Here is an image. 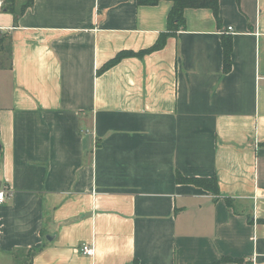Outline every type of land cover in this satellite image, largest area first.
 <instances>
[{"label": "crops", "instance_id": "0c3cea01", "mask_svg": "<svg viewBox=\"0 0 264 264\" xmlns=\"http://www.w3.org/2000/svg\"><path fill=\"white\" fill-rule=\"evenodd\" d=\"M171 6L0 11V264H264V0L186 9L160 50L97 73Z\"/></svg>", "mask_w": 264, "mask_h": 264}, {"label": "trees", "instance_id": "16d2710c", "mask_svg": "<svg viewBox=\"0 0 264 264\" xmlns=\"http://www.w3.org/2000/svg\"><path fill=\"white\" fill-rule=\"evenodd\" d=\"M3 11L10 12L14 15L15 19H18L27 8L33 5L34 0H3ZM160 1H169L171 3V9L167 16V31L161 34L154 45L148 49L141 50L139 52L122 51L119 52L114 58L106 62L99 70L98 74L104 73L108 69L118 64L122 59L128 57L142 58L143 56L160 50L165 42V39L174 35L177 31L184 27V10L186 9H208L213 12L214 17L218 20V0H136L139 6H155ZM222 47V67L223 73L226 74L231 69V53H232V41L230 37H221ZM176 182L181 184H192L196 187L202 188L206 191L218 194V185L215 177L211 178H186L180 174L176 175ZM35 253V252H34ZM31 252V257L34 254Z\"/></svg>", "mask_w": 264, "mask_h": 264}, {"label": "built area", "instance_id": "2783aa9c", "mask_svg": "<svg viewBox=\"0 0 264 264\" xmlns=\"http://www.w3.org/2000/svg\"><path fill=\"white\" fill-rule=\"evenodd\" d=\"M3 5H4V1L0 0V11H2ZM228 30H231V28L229 27ZM8 193H9L8 190H0V207H2L6 199V195ZM79 252L85 257H92L94 255V250L92 246L88 244H81V246L79 247Z\"/></svg>", "mask_w": 264, "mask_h": 264}, {"label": "rangeland", "instance_id": "374dc122", "mask_svg": "<svg viewBox=\"0 0 264 264\" xmlns=\"http://www.w3.org/2000/svg\"><path fill=\"white\" fill-rule=\"evenodd\" d=\"M6 62V61H5Z\"/></svg>", "mask_w": 264, "mask_h": 264}]
</instances>
